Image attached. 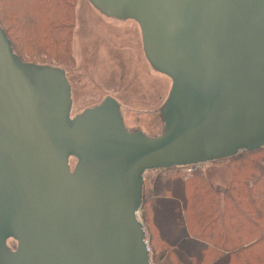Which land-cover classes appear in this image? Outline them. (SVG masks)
Listing matches in <instances>:
<instances>
[{
    "label": "water",
    "instance_id": "1",
    "mask_svg": "<svg viewBox=\"0 0 264 264\" xmlns=\"http://www.w3.org/2000/svg\"><path fill=\"white\" fill-rule=\"evenodd\" d=\"M88 1L139 25L172 81L165 131L130 132L112 97L71 118L66 71L24 62L0 26V264H153L146 172L264 147V0Z\"/></svg>",
    "mask_w": 264,
    "mask_h": 264
},
{
    "label": "trees",
    "instance_id": "2",
    "mask_svg": "<svg viewBox=\"0 0 264 264\" xmlns=\"http://www.w3.org/2000/svg\"><path fill=\"white\" fill-rule=\"evenodd\" d=\"M76 1L0 0V26L14 52L72 65ZM227 161L225 187L202 169L155 170L140 209L154 264H264V147Z\"/></svg>",
    "mask_w": 264,
    "mask_h": 264
},
{
    "label": "rangeland",
    "instance_id": "3",
    "mask_svg": "<svg viewBox=\"0 0 264 264\" xmlns=\"http://www.w3.org/2000/svg\"><path fill=\"white\" fill-rule=\"evenodd\" d=\"M74 16L76 25L70 41L74 62L65 67L56 66L66 71L72 85L71 117L112 97L120 106L127 130L141 131L148 137L162 135L165 131L162 110L172 81L156 72L147 61L139 25L132 20L109 18L88 0L76 1ZM71 164L74 168L75 161ZM229 164L227 159H222L197 169H202L214 185L225 187ZM189 169L184 168L185 175L191 173ZM155 176V171L144 175V194ZM147 239L149 243L148 236ZM15 247L16 244L12 249Z\"/></svg>",
    "mask_w": 264,
    "mask_h": 264
},
{
    "label": "built area",
    "instance_id": "4",
    "mask_svg": "<svg viewBox=\"0 0 264 264\" xmlns=\"http://www.w3.org/2000/svg\"><path fill=\"white\" fill-rule=\"evenodd\" d=\"M197 167H201V165L190 166V167H189L190 169H189L188 171H191V172H192V170L197 169Z\"/></svg>",
    "mask_w": 264,
    "mask_h": 264
},
{
    "label": "bare ground",
    "instance_id": "5",
    "mask_svg": "<svg viewBox=\"0 0 264 264\" xmlns=\"http://www.w3.org/2000/svg\"><path fill=\"white\" fill-rule=\"evenodd\" d=\"M68 78V77H67ZM72 118V117H71Z\"/></svg>",
    "mask_w": 264,
    "mask_h": 264
},
{
    "label": "flooded vegetation",
    "instance_id": "6",
    "mask_svg": "<svg viewBox=\"0 0 264 264\" xmlns=\"http://www.w3.org/2000/svg\"><path fill=\"white\" fill-rule=\"evenodd\" d=\"M71 84V83H70ZM72 86V85H71Z\"/></svg>",
    "mask_w": 264,
    "mask_h": 264
}]
</instances>
